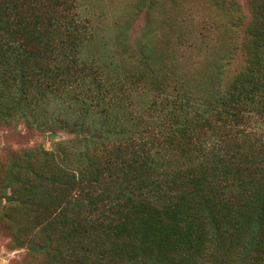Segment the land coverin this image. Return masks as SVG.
I'll list each match as a JSON object with an SVG mask.
<instances>
[{
	"label": "trees",
	"instance_id": "1",
	"mask_svg": "<svg viewBox=\"0 0 264 264\" xmlns=\"http://www.w3.org/2000/svg\"><path fill=\"white\" fill-rule=\"evenodd\" d=\"M184 1L134 0L147 42L102 57L78 0H0V130L71 136L0 157L19 264H264V0Z\"/></svg>",
	"mask_w": 264,
	"mask_h": 264
},
{
	"label": "rangeland",
	"instance_id": "2",
	"mask_svg": "<svg viewBox=\"0 0 264 264\" xmlns=\"http://www.w3.org/2000/svg\"><path fill=\"white\" fill-rule=\"evenodd\" d=\"M80 5V15L84 19L91 20L93 27V37L91 43L85 47V54L96 56H107L114 51L123 49L138 50L141 42H147L146 36L152 31L148 25V16L143 10L142 12L136 11L133 7L134 0H78ZM195 0H186L182 7L183 10H179L178 14L189 18L190 15H194L195 22L200 24L206 23L209 20V16L203 8L202 3L196 2ZM242 2L246 8L247 0ZM161 16H152L151 22L155 26L156 30L159 27L158 20ZM210 21V20H209ZM181 27L185 23L179 24ZM203 26V25H201ZM120 28L123 30V34H119ZM186 28V27H185ZM121 32V31H120ZM209 33L211 40H214L215 34ZM120 39L118 41L117 39ZM158 37V36H156ZM156 37L151 39L156 40ZM193 40V37H192ZM122 41V44H121ZM157 41V40H156ZM140 43V44H139ZM139 44V45H138ZM194 41L189 40L187 43H183L180 46L174 47V59L180 63L188 74L194 69H198L200 63L203 60L202 53L198 51V48L194 46ZM59 135V139L50 140L48 134L43 135L39 130H28L24 126H20L16 131H3L0 130V157L4 156L11 150H17L24 147H30L37 143L42 144L46 149H50L51 142L60 140H67L71 136L63 132H55ZM9 239L0 231V264H19L24 251L15 250L11 251L8 249Z\"/></svg>",
	"mask_w": 264,
	"mask_h": 264
},
{
	"label": "water",
	"instance_id": "3",
	"mask_svg": "<svg viewBox=\"0 0 264 264\" xmlns=\"http://www.w3.org/2000/svg\"><path fill=\"white\" fill-rule=\"evenodd\" d=\"M48 138L51 139V140H56V139H59V135L56 133H49L48 134Z\"/></svg>",
	"mask_w": 264,
	"mask_h": 264
}]
</instances>
